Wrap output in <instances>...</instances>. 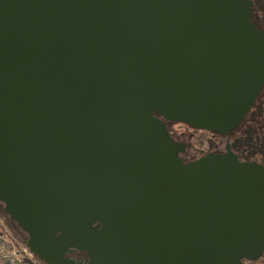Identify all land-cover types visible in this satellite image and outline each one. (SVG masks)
Wrapping results in <instances>:
<instances>
[{"label":"water","instance_id":"obj_1","mask_svg":"<svg viewBox=\"0 0 264 264\" xmlns=\"http://www.w3.org/2000/svg\"><path fill=\"white\" fill-rule=\"evenodd\" d=\"M251 8L0 0V204L40 262L264 255V166L228 141L185 162L165 126L228 138L244 121L264 84Z\"/></svg>","mask_w":264,"mask_h":264},{"label":"trees","instance_id":"obj_2","mask_svg":"<svg viewBox=\"0 0 264 264\" xmlns=\"http://www.w3.org/2000/svg\"><path fill=\"white\" fill-rule=\"evenodd\" d=\"M252 2L250 22L258 29L264 32V0H250ZM264 84L255 100L251 110L246 115L245 120L237 126L230 134V149L237 154L240 161L255 162L264 166ZM155 117H158L154 114ZM171 123L165 124L169 135L173 139H181L179 142L185 147V152L189 148H194L196 152H203L204 154L212 153L218 147L223 146L222 142L218 140L217 134L210 133L203 130L191 129L184 125L190 133H186L185 129L177 133L172 129ZM187 135V140L185 139ZM209 136V137H207ZM206 146V150L202 149ZM203 154V155H204ZM202 156V155H201ZM197 159V158H196ZM195 160V159H194ZM0 217L4 219L9 230L16 235L20 241L26 245L25 235L7 218L3 212L0 204ZM264 261V255L258 261ZM40 262V261H39ZM256 263V262H255ZM40 264H44L40 262Z\"/></svg>","mask_w":264,"mask_h":264},{"label":"built area","instance_id":"obj_3","mask_svg":"<svg viewBox=\"0 0 264 264\" xmlns=\"http://www.w3.org/2000/svg\"><path fill=\"white\" fill-rule=\"evenodd\" d=\"M0 264H40L20 239L0 229Z\"/></svg>","mask_w":264,"mask_h":264},{"label":"rangeland","instance_id":"obj_4","mask_svg":"<svg viewBox=\"0 0 264 264\" xmlns=\"http://www.w3.org/2000/svg\"><path fill=\"white\" fill-rule=\"evenodd\" d=\"M263 96H264V94H263ZM172 129L174 130V131H176L177 133H179L180 134V132H182V130L183 129H185V132L186 133H190L191 131L190 130H188L184 125H181V124H172ZM207 137H209V136H207ZM182 140H187V135H186V138L185 139H182ZM186 142V141H185ZM202 149H204V150H206V146L204 145L203 147H202ZM197 150L196 149H194V148H189L186 152H185V156L183 157V160L184 161H192V160H194V159H196V158H198V157H200L201 155H203L204 153L203 152H196ZM0 229H3V230H5V231H8V232H10L11 234H13L14 235V233H12L10 230H9V228L7 227V225H6V222L4 221V219L3 218H1L0 217ZM14 236H16V235H14ZM17 237V236H16ZM245 264H264V261L263 260H261V261H257L256 263H245Z\"/></svg>","mask_w":264,"mask_h":264},{"label":"flooded vegetation","instance_id":"obj_5","mask_svg":"<svg viewBox=\"0 0 264 264\" xmlns=\"http://www.w3.org/2000/svg\"><path fill=\"white\" fill-rule=\"evenodd\" d=\"M173 140H174V143L181 144V142H179L181 139H178V140L177 139H173ZM218 140H220L222 142L223 146L218 147V149H216L214 152H212L213 154H221V153H223L226 141L229 142V146H230V137H228V138L218 137ZM184 156H185V153L184 154H181V153L178 154L179 158L183 159ZM187 162H189V161H187ZM70 257L75 259V260H81V259H83V254L75 253V254L71 255ZM245 263H249V262H245Z\"/></svg>","mask_w":264,"mask_h":264}]
</instances>
